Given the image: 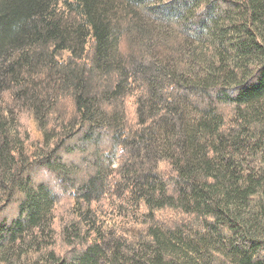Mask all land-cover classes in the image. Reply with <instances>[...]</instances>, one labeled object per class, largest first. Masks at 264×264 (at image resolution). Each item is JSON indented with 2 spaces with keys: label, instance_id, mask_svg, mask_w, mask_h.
Wrapping results in <instances>:
<instances>
[{
  "label": "trees",
  "instance_id": "16d2710c",
  "mask_svg": "<svg viewBox=\"0 0 264 264\" xmlns=\"http://www.w3.org/2000/svg\"><path fill=\"white\" fill-rule=\"evenodd\" d=\"M0 87L87 159H37L0 108V248L19 264H264V0H0ZM119 146L107 221L92 202Z\"/></svg>",
  "mask_w": 264,
  "mask_h": 264
},
{
  "label": "rangeland",
  "instance_id": "374dc122",
  "mask_svg": "<svg viewBox=\"0 0 264 264\" xmlns=\"http://www.w3.org/2000/svg\"><path fill=\"white\" fill-rule=\"evenodd\" d=\"M74 1V0H72ZM61 6H63V1H61ZM53 90L51 89L46 95L38 99L39 106L42 102L50 104L53 96ZM43 100V101H42ZM134 99L132 100V102ZM63 104V103H61ZM7 107L9 108L8 118L9 123H7V128L9 132L17 136V131H21V135L25 134L29 136L26 144L31 147V151L36 150L35 155L37 159H42L45 156V152L49 151L50 147L53 148L56 145H63L62 152L65 154L67 160L77 159L75 161L83 165V161H87L86 158H83L82 149L79 147L69 145V142L65 141L67 136L72 132V127L66 128L64 131H59L61 129H54L55 126H52V123H49L46 118L42 117L40 112H33V110L22 108L20 101L17 97L11 98L10 90H7L3 93L2 87H0V108ZM71 108V106H68ZM40 111V110H39ZM199 114L193 107H189L187 110V119L192 120L198 117ZM114 121V120H112ZM117 124L120 123V117L117 119ZM38 124V129L36 125ZM23 132V134H22ZM23 135V136H25ZM25 136V137H26ZM34 140V141H33ZM45 142V143H44ZM12 145V142H11ZM43 147L45 149H43ZM37 148V149H36ZM122 151V146H119L115 152L109 155H101L100 157V187L101 191L106 190L105 195L101 196L98 200L92 202L94 209L101 215L105 220L111 221L112 219L121 220L117 215L118 206H123V200L118 195V191L114 187V182H111L114 168L119 166L121 161L120 153ZM99 163V162H98ZM86 169H82L81 173H84ZM39 176L43 174L39 173ZM75 206V200L70 197H63L59 199L54 208V222L60 223L68 214L70 205ZM1 205V203H0ZM116 208V209H115ZM74 210V209H73ZM124 219L123 221H128L130 217H125L121 215ZM31 243V242H30ZM19 243H13L8 246V248H0V259L9 258L12 264H19V253L20 245ZM21 246H24L22 244Z\"/></svg>",
  "mask_w": 264,
  "mask_h": 264
}]
</instances>
